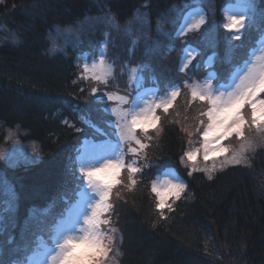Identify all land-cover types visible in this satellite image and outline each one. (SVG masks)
Returning <instances> with one entry per match:
<instances>
[{
  "label": "trees",
  "instance_id": "obj_1",
  "mask_svg": "<svg viewBox=\"0 0 264 264\" xmlns=\"http://www.w3.org/2000/svg\"><path fill=\"white\" fill-rule=\"evenodd\" d=\"M229 2L236 0H211L206 7V25L183 36L163 38L166 49L161 54L147 50L145 43L100 33L78 47L72 42L64 45V35L53 36L56 30L77 29L84 19L107 12L119 24L145 12L152 30L169 12L176 21L175 26L168 23L167 27L175 31L195 7L193 0L0 2V22L12 34L5 33L0 44V146L10 131H16L22 142L36 144L41 155L38 162L17 166L0 159V170L14 194L7 202L0 200V264H21L33 252L38 236L49 240L53 225L85 184L78 171L84 143L119 140L117 118L111 112L116 103L100 97L111 92L128 97L131 104L138 92L131 84L133 68L140 69L142 87H157L160 94L179 87L181 94L168 113L157 109L160 131H136V137L147 145L143 154L129 151L130 146L136 147L134 141L123 144L126 165L134 162L141 171L131 189L125 186L127 173L123 172L122 182L113 188L110 198L114 211L109 216L111 224L104 228L116 229L114 264H264V139L247 152L246 163L231 164L211 174L184 166L189 147L201 146L195 127L203 107L199 102L187 105L190 94L185 83L212 69L217 73L216 83L227 82L235 66L248 59L264 31V22L258 23L247 28L240 40H229L232 33L222 27V10ZM257 4L264 9V0ZM214 22L211 33L215 43L208 44L202 36ZM105 41L106 57L114 68L112 76L107 83L85 79V60L96 59ZM186 46L199 53L180 71ZM228 50L232 53L226 61ZM213 53L217 54L216 63L206 67L205 60ZM199 59L202 65L197 68ZM190 70L197 74H184ZM93 88L98 91L93 93ZM248 132L257 134L255 129ZM169 169L183 179L185 192L172 204V210L166 208L161 216L151 188ZM32 214L37 216L35 222Z\"/></svg>",
  "mask_w": 264,
  "mask_h": 264
},
{
  "label": "snow or ice",
  "instance_id": "obj_2",
  "mask_svg": "<svg viewBox=\"0 0 264 264\" xmlns=\"http://www.w3.org/2000/svg\"><path fill=\"white\" fill-rule=\"evenodd\" d=\"M205 24L206 17L202 14L190 27L187 25L185 27L188 31H196ZM245 27V19L242 15H226L224 28L232 33L229 40H240ZM107 35L105 33L106 37ZM194 51L186 50L187 55L181 71L187 69L191 60L194 59ZM214 58L215 53L209 57L208 63H211ZM83 71L85 79L91 73L93 79L107 83L109 70L103 59L99 61V64H93L91 67L85 65ZM97 91V88L92 89L93 93ZM180 94L179 89H173L163 102L146 105L137 113L127 114L131 118L130 122L124 125L126 131L121 129V112L117 108L111 109L112 114L117 117L116 127L121 139L129 143L135 142L136 147L130 146L129 151L137 156L143 154L147 145L136 137L137 129L145 134L149 127L160 131L157 127L160 116L157 115L156 110L162 109L165 114L168 113ZM105 96L109 101L127 103L125 97H117L111 92L102 93L100 98L103 99ZM197 102L203 105L196 117L198 126L195 127V133L201 135L202 138L203 159L208 161L228 153L231 155V160L229 161L228 156H225L226 162L246 163L248 160L246 153L254 149V144L246 133L255 129L260 134V138L264 139V51L240 70L232 86L223 90H214L212 84L208 82L203 89L193 88L187 105L190 107ZM127 115L124 116L125 119ZM230 138L240 140V145L235 151L224 143ZM185 156L188 161L196 159V153L193 152H185ZM80 171L82 178L87 181L88 187L98 199L92 198L94 203L90 205V211L77 213L73 223L65 227L62 240L56 242L58 252L52 257V264H108V257L113 250L114 235H108L102 229L111 224L109 216L114 211L110 199L113 188L121 184L123 172L127 173L128 182L125 186L129 189L133 188L137 183L135 176L141 168L134 162L126 165L123 158L104 157L102 162H97L94 166L82 165ZM211 178L209 175V179ZM151 191L156 196V208L163 216L166 208L171 211L172 204L181 199L185 192V185L168 182L166 187L160 189L153 184ZM81 216L83 224L77 232L76 223L79 222ZM109 231L115 233L116 229L112 227Z\"/></svg>",
  "mask_w": 264,
  "mask_h": 264
},
{
  "label": "rangeland",
  "instance_id": "obj_3",
  "mask_svg": "<svg viewBox=\"0 0 264 264\" xmlns=\"http://www.w3.org/2000/svg\"><path fill=\"white\" fill-rule=\"evenodd\" d=\"M193 3H195V7L190 9L182 19L179 28H177L175 31H172V29H169L168 23L173 24L175 26L174 17L170 16L169 12L164 15L162 20L157 23V26L154 30L151 29L150 22L148 19V15L145 12H139L135 18L131 19L125 24H119L113 15L111 13H104L102 15L94 16V17H88L84 19L83 21L79 22V28L72 29L74 26L66 27V29L63 30H56L55 35L53 37H60L61 35H64V45H68L67 42H72V45H76L77 47L80 46L82 43H84L86 40H89L91 36H94L95 34H101L104 37L105 33H107V37L114 36L118 37L120 39H130L134 43H145L147 46V50L152 49L155 52H159L161 54V51H164L166 49L165 42L162 41L163 38H168L172 36H183L189 32L188 29L185 27L186 25L190 27V25L197 20L202 14L206 17V23L209 21L207 18V11L206 7L210 6L211 0H193ZM258 0H236V2L228 3L224 6L222 12L224 14V19H226V15L233 14L240 16L242 15L245 19V29L243 30V36L245 35L246 29L250 26L257 25L258 23L262 24L264 22V9L258 8ZM114 18V19H113ZM111 20V22H110ZM224 23L222 24V27L224 28ZM216 22L208 26V29L204 31V35L202 38L204 41H206L208 44L212 41L214 35L211 33L212 27L216 26ZM206 25V24H205ZM183 29V31H182ZM227 31V30H226ZM9 29H6L4 27V24L0 22V44L4 43V34L7 33L10 37L12 34ZM173 32H175L173 34ZM162 36V37H160ZM232 36V35H231ZM160 37V38H159ZM59 44V46H64ZM58 46V47H59ZM106 43H103V48L99 51V55L96 59L87 61L85 60V65H88L91 67L93 64H99V61L103 59L105 61V66L109 70V75L106 79L110 78L113 73V66L112 63L107 59L106 57V49H105ZM64 48V47H60ZM186 50H195L194 51V59L197 57L199 51L195 49L193 46H186L183 50V55L181 56V61L179 63L180 65V71L182 65L185 63V57L187 55ZM171 51V50H170ZM264 51V31H262L261 36H259L258 41L255 45V48H253L250 51L249 58L245 60L241 65L235 66L234 70L229 76V79L227 82H220L216 83L217 80V73L215 69L210 70L206 75H203L202 78L195 76L194 80L190 83H185V87L187 88L189 94L193 88L200 90L206 87V83L210 82L213 86V89H220L223 90L224 88H228L233 85V82L236 81L237 76L240 74V70L245 67V65L249 61H254L256 56L260 55L261 52ZM232 51H227L226 61L230 59ZM213 55V54H212ZM210 55L209 57H211ZM209 57L205 60V66L206 67H212L216 62L217 54H215V58L211 63H208ZM194 59L191 60L189 66L194 62ZM202 65L201 59L197 61V68ZM188 66V67H189ZM133 69L135 71L133 72ZM131 70L130 78H131V84L134 85L135 88H138V92L133 98V102L129 104V99L126 96L123 95H116L117 97H125L127 100V103H121L118 101H115L116 105L113 108H117L121 114V129H124V125L130 122V115L132 113L139 112L142 108H144L146 105H151L154 103H161L163 102L168 94L173 89H179V87H174L170 89L168 94H160L158 92L157 87H142L143 79L141 77V72L139 68H133ZM186 70V69H185ZM184 70V71H185ZM188 76L197 74L196 70H190L186 73H184ZM92 78V74H88V78ZM157 111V110H156ZM127 115V118L125 119L124 116ZM158 115V113H157ZM117 118V117H116ZM159 126V122L158 125ZM150 129H154L152 127H149ZM138 130V129H137ZM259 134V133H257ZM256 134V135H257ZM119 140L116 142H110V141H104L101 143H95V142H86L80 149V154L78 156V171L81 175V166L82 165H90L94 166L97 164V162H102L104 157L116 159V158H123L124 160V153H123V144L125 141L121 139L120 132H118ZM249 140L253 142L254 147L258 145L261 138H256V135L253 136L252 133L249 134V132L246 133ZM238 139L239 138H234ZM233 138H230L228 141H225V145L235 151L238 149L240 142L235 143ZM193 141V140H191ZM199 147V146H198ZM198 147H195L194 145H191L188 149V152L196 153V159L194 161H188L186 156L184 157V166L189 167L191 171L195 170H203L208 174L213 173L214 171L221 169L223 167L229 166L231 162L225 161V156H228V160H231V155L228 153H225L224 155H221L219 157H216L214 159H210L208 161H205L203 159V143L201 142L200 149ZM247 155V153H246ZM0 159L5 162L7 165L10 166H17L19 164H31L34 162H38L41 160V155L39 153V148L36 144L28 142L24 143L20 140L18 133L16 131H10L7 135L6 142L0 146ZM84 180V179H83ZM85 181V184L83 185L81 191L78 193L77 199L70 204L68 209L65 212V215L62 216L59 220L56 221V223L52 227V234L49 237V240H46L43 236L37 237V243L33 249V252L29 254L26 259L21 262V264H52V257L57 254L58 248H57V240H62V233L64 232V229L66 226L73 223L75 220V217L77 213L81 211H90V205L94 203L95 193L88 187L87 181ZM168 182L172 183H183V179L179 177V175L176 172H165L162 176L160 175L154 184L160 188L163 189L166 187ZM14 194L11 189V187L8 186L6 181L4 180V173L2 170H0V200L4 201V199H13ZM98 199V197H95ZM2 209L4 210V206H2ZM31 219L35 222L37 219V216L32 214ZM83 224V217H80V220L78 223H76V230L78 232L80 226ZM1 225H2V216L0 215V232H1ZM110 228H103L102 231H104L108 235H114V244L113 247H115V233H111L109 231ZM115 251V250H114ZM112 253H110L108 257V264H114V254L112 256Z\"/></svg>",
  "mask_w": 264,
  "mask_h": 264
}]
</instances>
